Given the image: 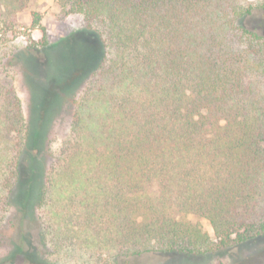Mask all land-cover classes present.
I'll return each mask as SVG.
<instances>
[{
    "label": "trees",
    "instance_id": "16d2710c",
    "mask_svg": "<svg viewBox=\"0 0 264 264\" xmlns=\"http://www.w3.org/2000/svg\"><path fill=\"white\" fill-rule=\"evenodd\" d=\"M31 1L0 0V203L23 199L84 262L264 236V0H56L102 53L56 151L52 117L32 127L10 75L8 35ZM31 29L46 35L38 12Z\"/></svg>",
    "mask_w": 264,
    "mask_h": 264
},
{
    "label": "rangeland",
    "instance_id": "374dc122",
    "mask_svg": "<svg viewBox=\"0 0 264 264\" xmlns=\"http://www.w3.org/2000/svg\"><path fill=\"white\" fill-rule=\"evenodd\" d=\"M33 12L41 15L46 35L39 29H31ZM262 18L256 12L247 25L261 29ZM8 40L15 54L10 75L25 117L32 127H41L52 117L45 135L53 140L56 151L70 133L72 97L83 90L102 58L99 37L86 30L80 15L66 16L56 0H32L18 14V25L10 31ZM52 62H58L61 69L57 65L53 67ZM23 208V199L15 198L6 207L0 203V264H115L101 259V252L96 260L79 259L70 250L78 247L74 239L67 240L64 250L58 252L51 236H46L48 231L44 230L50 226L49 219L42 225L37 212ZM190 220L199 222L205 231L214 235L207 220L194 216ZM127 260V264H264V236L199 257L152 252Z\"/></svg>",
    "mask_w": 264,
    "mask_h": 264
}]
</instances>
